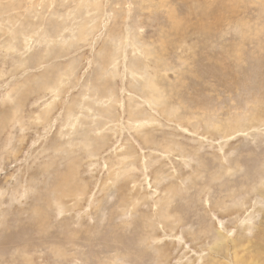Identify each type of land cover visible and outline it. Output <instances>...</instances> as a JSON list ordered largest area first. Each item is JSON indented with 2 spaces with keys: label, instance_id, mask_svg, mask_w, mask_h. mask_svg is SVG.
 Returning <instances> with one entry per match:
<instances>
[{
  "label": "rangeland",
  "instance_id": "374dc122",
  "mask_svg": "<svg viewBox=\"0 0 264 264\" xmlns=\"http://www.w3.org/2000/svg\"><path fill=\"white\" fill-rule=\"evenodd\" d=\"M0 264H264V0H0Z\"/></svg>",
  "mask_w": 264,
  "mask_h": 264
},
{
  "label": "bare ground",
  "instance_id": "6f19581e",
  "mask_svg": "<svg viewBox=\"0 0 264 264\" xmlns=\"http://www.w3.org/2000/svg\"><path fill=\"white\" fill-rule=\"evenodd\" d=\"M65 166H66V165H65ZM63 182H64V181H63ZM61 185H62V184H61ZM68 193H69V192H68ZM64 199H65V198H64ZM10 218H11V217H10ZM117 228H118V227H117ZM30 232H31V231H30ZM28 233H29V232H28ZM142 242H143V241H142ZM152 256H153V255H152ZM152 256H151V257H152ZM149 263H150V262H149Z\"/></svg>",
  "mask_w": 264,
  "mask_h": 264
}]
</instances>
